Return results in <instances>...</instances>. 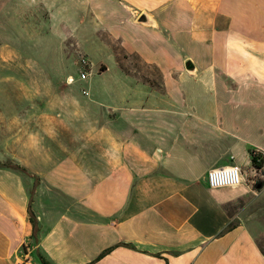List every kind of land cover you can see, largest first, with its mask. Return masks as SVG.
Wrapping results in <instances>:
<instances>
[{
  "label": "crops",
  "instance_id": "0c3cea01",
  "mask_svg": "<svg viewBox=\"0 0 264 264\" xmlns=\"http://www.w3.org/2000/svg\"><path fill=\"white\" fill-rule=\"evenodd\" d=\"M73 19L137 59L114 92L67 78L0 144V264H264V0H0V53L43 21L74 48ZM229 164L241 183L209 188Z\"/></svg>",
  "mask_w": 264,
  "mask_h": 264
},
{
  "label": "rangeland",
  "instance_id": "374dc122",
  "mask_svg": "<svg viewBox=\"0 0 264 264\" xmlns=\"http://www.w3.org/2000/svg\"><path fill=\"white\" fill-rule=\"evenodd\" d=\"M77 23L76 19L68 22L70 29L76 24L73 34L76 40L75 49L67 46L65 41V44H59L66 37L63 36L65 31L58 26L57 21H43L39 33L42 34L40 38L45 41L40 45L39 42H34L35 37L29 29L21 40L11 31V50L0 53V144L13 145L25 129L26 123L23 120L27 114L39 110L41 102L51 89L65 82L67 78H70V81H66L68 86L78 94L81 88L96 95L100 89L105 92L120 90L119 85L115 83L116 62L122 63L137 58L123 54L114 40L109 41V45L100 42L97 35L93 34L94 28L89 26L88 21H82V26ZM52 24H56L57 30L47 28ZM80 27L82 31L79 30ZM56 32L59 36L54 35ZM81 57L84 58L86 66L80 64ZM99 65L104 66L103 71L99 72L102 69ZM80 72L85 73L84 79L79 78ZM158 78L157 73H151L148 77L154 83ZM155 85L158 86L157 83ZM5 128L11 129L10 137L8 132H4ZM1 146L4 147L0 145V149L3 148ZM251 179L264 184V175L254 174ZM252 201L251 209H260L253 214L264 225V187L260 195L252 197ZM258 241L264 252V232Z\"/></svg>",
  "mask_w": 264,
  "mask_h": 264
},
{
  "label": "built area",
  "instance_id": "2783aa9c",
  "mask_svg": "<svg viewBox=\"0 0 264 264\" xmlns=\"http://www.w3.org/2000/svg\"><path fill=\"white\" fill-rule=\"evenodd\" d=\"M80 64L86 66V62L83 57L79 60ZM79 78L84 79L85 73L80 72ZM256 154L255 152L253 153ZM206 183L209 188H222V187H234L242 181V171L239 165L229 164L220 167H214L207 171L205 175ZM20 264H28L27 258L25 257L20 261Z\"/></svg>",
  "mask_w": 264,
  "mask_h": 264
},
{
  "label": "trees",
  "instance_id": "16d2710c",
  "mask_svg": "<svg viewBox=\"0 0 264 264\" xmlns=\"http://www.w3.org/2000/svg\"><path fill=\"white\" fill-rule=\"evenodd\" d=\"M250 152H251V161H252V165H253L254 167H256V168L262 166V163L259 162V161L257 160V156H256V154L254 155L252 150H250ZM0 165H3V166H9L8 164L6 165V164H1V163H0ZM28 218H29V221H30V223H31V225H32V232H31V235L33 236V235H34V231H35V229H34V220H33V217H32V214H31L30 211H28ZM105 251H106V250H105ZM37 257H38L39 262H40L41 264H51V263H49L46 259H44L41 255H37Z\"/></svg>",
  "mask_w": 264,
  "mask_h": 264
},
{
  "label": "water",
  "instance_id": "95a60500",
  "mask_svg": "<svg viewBox=\"0 0 264 264\" xmlns=\"http://www.w3.org/2000/svg\"><path fill=\"white\" fill-rule=\"evenodd\" d=\"M145 20H144V17H143V15H140L138 18H137V22H140V23H143ZM188 65H189V62L188 61H185L184 62V67L186 68V69H190L191 67H188ZM260 185L258 184L257 185V187H259Z\"/></svg>",
  "mask_w": 264,
  "mask_h": 264
}]
</instances>
